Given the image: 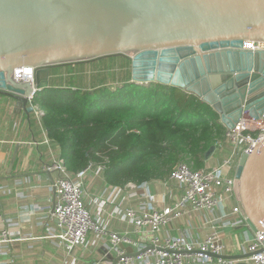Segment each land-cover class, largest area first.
<instances>
[{
  "label": "water",
  "instance_id": "obj_1",
  "mask_svg": "<svg viewBox=\"0 0 264 264\" xmlns=\"http://www.w3.org/2000/svg\"><path fill=\"white\" fill-rule=\"evenodd\" d=\"M249 39L264 41V0H0V97L32 113L50 66L127 53L132 83L193 93L231 130L264 114V51L243 50ZM24 66L36 68L34 84L14 79ZM236 178L242 216L264 232V140Z\"/></svg>",
  "mask_w": 264,
  "mask_h": 264
},
{
  "label": "built area",
  "instance_id": "obj_2",
  "mask_svg": "<svg viewBox=\"0 0 264 264\" xmlns=\"http://www.w3.org/2000/svg\"><path fill=\"white\" fill-rule=\"evenodd\" d=\"M243 50L264 51V41L246 40ZM35 74L36 68L24 66L15 70L14 79L34 84ZM34 97L35 93L30 102L37 108ZM263 140L264 114L258 118L244 114L234 129H227L223 137L216 141L214 153L209 160H205L202 168L195 169L187 161L180 162L167 181H156L175 186L178 191L176 200L161 209L155 206L156 196L150 190V182L141 185L130 183L124 188L109 185L91 197L87 183L106 182L104 166L91 163L77 174H71L61 157L47 168L57 174L55 203L50 215L57 234L52 233L51 238L57 239L59 246L70 255L76 249L88 248L92 241L108 239L111 251L120 258L117 264H134L135 260L140 264H211L215 262L213 255L224 254L221 243L224 228H249L235 191L236 172L241 157L252 154ZM124 192L129 199L119 201ZM190 211H207L215 216L212 228L202 242L192 241L186 234L167 238L161 236L163 228ZM115 219L132 228L137 239H148L153 248L146 247L135 258L128 256L121 244L135 245L134 239L128 233L120 234L112 230L111 222ZM9 227L0 226V259L9 253L11 244L16 241ZM246 250L249 264H264L263 231L254 232ZM78 262L74 257L68 264ZM217 262L234 264L223 258H217Z\"/></svg>",
  "mask_w": 264,
  "mask_h": 264
},
{
  "label": "trees",
  "instance_id": "obj_3",
  "mask_svg": "<svg viewBox=\"0 0 264 264\" xmlns=\"http://www.w3.org/2000/svg\"><path fill=\"white\" fill-rule=\"evenodd\" d=\"M91 87L50 88L34 97L42 125L71 174L102 164L106 182L124 188L165 182L187 161L195 169L227 128L220 115L184 89L132 83L131 59H102Z\"/></svg>",
  "mask_w": 264,
  "mask_h": 264
},
{
  "label": "crops",
  "instance_id": "obj_4",
  "mask_svg": "<svg viewBox=\"0 0 264 264\" xmlns=\"http://www.w3.org/2000/svg\"><path fill=\"white\" fill-rule=\"evenodd\" d=\"M103 58L50 66V87H91V78L102 69ZM41 113L38 106L32 113L28 110L17 113L13 100L0 97V226H11L9 229L16 236L9 253L1 257L0 263L68 264L75 257L78 264H113L108 255L117 256L111 251L108 239L92 241L88 248L76 249L70 255L59 246L57 239L51 238L52 233L57 234L50 219L55 203L57 174L47 168L61 158L62 153L45 131ZM87 184L91 197L109 186L102 180L93 185L90 182ZM150 190L156 196L155 206L159 209L172 204L178 194L175 186L156 181L150 182ZM121 199L129 198L124 192L119 201ZM214 218L207 211H190L163 228L161 236L167 238L186 234L192 241L202 242L210 232ZM111 228L120 234L128 233L134 239L135 245L121 244L130 257L135 258L138 252L150 246L148 239H137L133 229L119 220H112ZM253 236L254 232L247 227L224 228L221 233L223 259L234 264H249L246 246ZM214 258L215 262L211 264H219L217 257ZM134 264L140 263L135 260Z\"/></svg>",
  "mask_w": 264,
  "mask_h": 264
},
{
  "label": "rangeland",
  "instance_id": "obj_5",
  "mask_svg": "<svg viewBox=\"0 0 264 264\" xmlns=\"http://www.w3.org/2000/svg\"><path fill=\"white\" fill-rule=\"evenodd\" d=\"M116 56H118V55H116ZM120 56H123V57H126V58H129V59H131V55H129V54H124V55H120ZM105 58H107V57H105Z\"/></svg>",
  "mask_w": 264,
  "mask_h": 264
}]
</instances>
